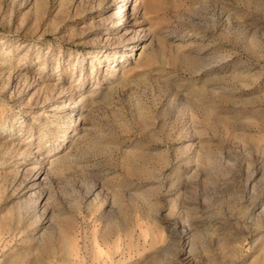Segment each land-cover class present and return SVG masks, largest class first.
<instances>
[{
    "label": "rangeland",
    "instance_id": "374dc122",
    "mask_svg": "<svg viewBox=\"0 0 264 264\" xmlns=\"http://www.w3.org/2000/svg\"><path fill=\"white\" fill-rule=\"evenodd\" d=\"M263 245L264 0H0V264Z\"/></svg>",
    "mask_w": 264,
    "mask_h": 264
},
{
    "label": "bare ground",
    "instance_id": "6f19581e",
    "mask_svg": "<svg viewBox=\"0 0 264 264\" xmlns=\"http://www.w3.org/2000/svg\"><path fill=\"white\" fill-rule=\"evenodd\" d=\"M125 8H128V6H125ZM138 33V30L135 29V27H130L129 29H127V32L125 33L126 39L132 40L134 38H136ZM124 35V34H123ZM134 47V46H133ZM132 47V48H133ZM144 49V48H143ZM141 56V55H140ZM70 92V91H69ZM61 94V93H60ZM65 101V100H64ZM97 102V101H96ZM95 102V103H96ZM61 155V154H60ZM56 156V155H55ZM57 157V156H56ZM67 156H58L56 159H54L55 157H51L52 159H47L46 162H48L47 164H52L55 162H59V161H63L66 159ZM40 163V162H39ZM46 164V163H45ZM44 163L43 164H36L32 169L33 174L35 175V177H38L42 171L45 169L46 165ZM62 242L65 244L67 242V239L63 238ZM264 246V245H263ZM47 249V246H45Z\"/></svg>",
    "mask_w": 264,
    "mask_h": 264
}]
</instances>
